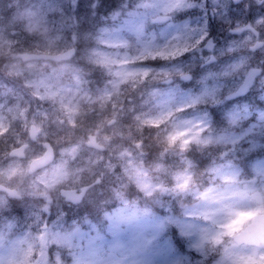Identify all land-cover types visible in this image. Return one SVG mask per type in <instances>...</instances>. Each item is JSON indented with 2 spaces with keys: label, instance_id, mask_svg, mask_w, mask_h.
Listing matches in <instances>:
<instances>
[{
  "label": "clouds",
  "instance_id": "1",
  "mask_svg": "<svg viewBox=\"0 0 264 264\" xmlns=\"http://www.w3.org/2000/svg\"><path fill=\"white\" fill-rule=\"evenodd\" d=\"M0 264H264V0H0Z\"/></svg>",
  "mask_w": 264,
  "mask_h": 264
}]
</instances>
